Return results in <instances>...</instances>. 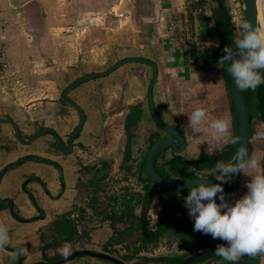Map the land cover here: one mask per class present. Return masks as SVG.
Returning a JSON list of instances; mask_svg holds the SVG:
<instances>
[{"label":"rangeland","instance_id":"374dc122","mask_svg":"<svg viewBox=\"0 0 264 264\" xmlns=\"http://www.w3.org/2000/svg\"><path fill=\"white\" fill-rule=\"evenodd\" d=\"M163 1L164 0H34L37 5L38 17L36 20L29 21L18 0H13V2L5 0L6 5L2 6L0 9V14L2 16V19L0 18V46L4 51L3 64H5L0 68V107L4 108L6 106H3V104H6L8 108H10V104H14L13 106H19L24 109L23 105H31L33 103L31 99L35 97L46 95L49 98L53 96V99H48V102H53L50 104L52 107H45L48 104V102H45L42 110H49L45 113H51L52 118H54L57 116V113L61 112L62 106L70 105L69 103L67 104V102L64 103L59 100L60 94L67 86H65L63 80L65 76H62L65 72L69 71V74H71L68 78L69 81L71 76L74 79L89 72H103L125 57L145 56L150 58L149 56L151 55L154 57L156 53L152 54V50H156L157 46L160 47L163 45V42L167 40L166 36L163 34L165 27L161 26L160 21L164 5ZM173 4L174 3L169 2L166 7L173 6ZM9 16L15 18L11 19ZM165 19L169 20V17L165 16ZM164 25L166 26V23ZM167 43L169 44L168 41ZM155 58L158 59L159 63L161 62V58ZM136 63L141 64V62ZM62 64H64L63 68ZM120 68L118 70H120ZM146 68L145 71L143 69V72L139 74L141 82L137 81L141 83L143 93L135 89V83H130V79L127 77V73L128 71L130 72V70L126 69L127 72H123V76L127 79V83H122V92L114 93V96L118 97L114 98L111 106L104 109L103 113L100 114L101 120H113V124L115 123L116 128L120 131L119 138L122 140V145L123 143L125 144L126 140L123 133L124 130L120 126L122 120H119V117H115L114 114L121 107H127V102H132L134 104L141 103L142 106L147 108V104H149L148 86L153 71L149 65L148 67L146 66ZM136 71L138 70L134 68L132 72ZM116 72L118 71L116 70ZM125 86H127L128 91H131V98L124 92ZM77 90H80V88L78 89L77 87L69 93L76 97ZM222 90V85L206 84L197 100L203 104L201 107L207 109L209 113V118L205 121V132L203 134L207 135L211 144H213L211 140L212 130L208 127L211 119L227 117L232 121V113L229 104L222 103L219 99L223 96L221 95L223 94L222 92H224ZM85 94H87V92H85ZM209 94L211 96L207 97ZM109 97L108 95V98ZM157 100L164 119L166 121L176 122L177 120L170 114L168 115V111L170 110L168 105H166L168 103L163 104L162 101L158 99V95ZM210 100L214 102L215 112L212 110V106H210ZM30 110L33 112L31 116L34 118L40 117L42 114L45 115L44 113H40L39 109L36 110L35 114V110ZM64 112H66V109L63 108L62 113ZM56 118L48 122L46 119L41 118L39 122L56 125ZM253 123H255L257 129L255 138L258 142V146L264 148V123L257 121ZM107 125L110 127L112 124ZM137 130L138 133L131 143L132 151L136 155V157H134L135 160L141 154L144 156L147 152L149 147L148 137L150 135H156V133L162 136L166 135V132L155 124L151 115H147V117L139 122ZM155 130L156 133H154ZM188 132L191 134V130H188ZM232 134L234 135L233 131ZM228 144L229 143L222 142L218 146L212 145L211 147H214L212 150L213 155L217 156ZM97 152H99L98 148L93 149L90 147V150H83L81 152L82 158L87 162V160L92 159L93 155L97 157ZM83 154L85 155L83 156ZM121 154L122 147L119 143L113 155L111 153L110 157H101V159L105 158V161L110 162V166L104 168L100 162L99 169L96 170L94 174L98 182L96 186L87 181L89 177H92L93 170L85 176V204L87 205L89 199L90 204L93 202L94 206L97 203V207L96 209H86V214L83 216V219L79 224L75 223L79 225L82 233L75 236L80 240L74 239L75 242L71 244L73 251L77 250V248L82 249V246L85 247L87 242H83V240L87 235L84 233V229H86L85 231L90 235V232L99 227L98 223L101 222L102 225L103 223L107 225L110 224V221H108L109 219L105 217V213H101L102 204H109V207L116 210V206L118 205L122 208V200L124 198H129L132 194L135 195L136 199L141 197L140 189H142V181L136 180L139 163L133 160L131 165L134 174H128L126 171L118 169V162L120 161ZM163 154L164 158L160 159L162 161L174 155L171 148L166 150ZM111 158L113 162L115 161L116 163L117 171H114L115 163L110 160ZM188 160L189 159L183 156V163L187 164ZM219 163L226 162L219 161ZM106 172L107 174L104 175ZM249 179L250 177L241 173L239 195L237 199L248 191L245 185ZM114 192H116V195L121 196L119 197L121 200H118V202L114 201L113 204L110 203L109 198L111 194H115ZM235 201L233 203H235ZM137 208H139V205L135 207V213H137ZM149 216L151 225L153 226L164 217L157 218L153 217V215ZM51 234L52 232L46 233L44 237L42 236V239L49 240ZM56 234L54 240L59 239L58 230ZM115 237L116 235L113 233L110 246L118 242V250H120L118 251V255H120L119 252H122V254H124V252L132 254L131 252L134 251V248L140 244V242H133V238H136V240L141 239L138 230L133 231L130 237H123L122 239L118 236L117 238ZM215 240L218 241L219 239ZM179 251L180 249L177 246L171 247L164 252L158 253L157 256L175 255L179 254ZM123 257H125V255ZM141 259V256L138 255L137 260L132 261H134V263H141ZM66 264L112 263L86 255L80 258L77 257L75 260Z\"/></svg>","mask_w":264,"mask_h":264},{"label":"crops","instance_id":"0c3cea01","mask_svg":"<svg viewBox=\"0 0 264 264\" xmlns=\"http://www.w3.org/2000/svg\"><path fill=\"white\" fill-rule=\"evenodd\" d=\"M10 1L13 2V0ZM179 1L180 0H164L163 3L164 5H167L169 2L177 3ZM207 3L209 5V10L201 16L204 41L206 43L205 50L200 52L197 49H193L190 52H182L179 49H174L173 47H171L166 40V42H163V45L160 46L161 48L157 46L156 50H152V54L156 53L154 57H152V55L149 56L158 64L159 70L158 80L154 86V100L156 102V107L158 108L157 110L160 116L164 119L159 109L157 100L158 95V99H160L163 104L168 103L166 104L170 109L168 111V115L170 114L177 121L170 122L166 121L165 119L164 120L176 127L179 126L182 134L186 137V148L181 155L190 160L197 158L202 153H207L212 157H215L216 155L211 154L214 148L211 146L214 144H211L210 139L207 138L206 134L194 136L192 133L190 134L188 132V130H190L186 127V124L188 123V117L183 113H191L197 107L203 106V104L200 101L198 102L197 100L204 90V86L206 84L222 85V91L224 92H222L223 94L221 95L225 94L223 66L220 67L217 64L219 58L221 57V52L220 40L212 9L214 3L211 0H208ZM4 5H6L5 0H0V9ZM13 16L9 17L11 19L15 18ZM0 18L2 19L1 14ZM216 42L219 43L218 47L216 46ZM155 57L161 58L162 63H159L158 59H156ZM63 65L64 64H62V68ZM146 66L148 67V64L145 65L143 63L140 64L136 62L126 63L121 66L122 68H120V70H118L119 68L117 69L118 72H116L115 70L114 72L104 77L91 79L78 86V89L80 88V90H77L76 97L68 93L69 96H73L72 98L84 108L86 114V121L75 140V144L79 147L76 148V152L74 154L69 155L68 157H64L60 153H56L53 150L52 142L54 141V139L52 135L44 134L32 143L26 145L20 143L16 139L12 125L8 123H0V173L5 168V166L11 163L18 162L27 154L56 159L60 164L63 165L65 171L64 179L66 187L64 189L62 188L58 179V169L46 162L38 161L35 159H29L28 161L20 165L12 166L5 172L0 181V197L12 198L14 201V208L16 212L20 214L19 216L29 219L28 222H22L14 218L9 210V203H7L6 209L0 211V223L5 224L9 229V235L11 237V243L9 246L23 248L26 251V258L22 261V264H34L39 261L49 263L44 258L43 246L45 245V243H50V241L45 239L43 240L42 236L44 237L46 233H48L51 221H53L58 214L67 212L72 208L75 196L77 194L76 183L78 180V174L76 172L78 166L76 164V160L77 155H82L81 149L87 151L90 150V147H92L93 149L98 148L99 152H97V157L93 155L92 159L87 160V162H91L93 163V165L100 166V162L103 165V163L106 162L104 159L110 157L111 153L112 155L115 153L117 147L119 146V143L123 148L124 143L122 145V140H120L119 138L120 131L116 128L115 123L113 124V120H101L100 114L103 113L104 109H107L111 106L114 98L118 97L114 96V93L120 91L122 92V83H127V79H125V76H123V72H125L126 69L130 70V72L128 71L127 73V77L130 79V83H135V89L140 93H143V87H141V79L139 78V74L143 72V69L144 71L147 69ZM134 68H136L138 71L132 72ZM63 75L65 76L63 79L65 82V86H68L74 79H76H73V77L71 76V79L68 81L69 75H71L69 74V71L62 74V76ZM137 81L140 82L138 83ZM85 92H87V94H85ZM124 92L128 95V97L131 98L132 93L131 91H128L127 86H125ZM62 93L60 94L59 100H61V102H64L62 100ZM108 95L110 96L109 98ZM209 96L211 95H207V97ZM48 99H53V96H50L49 98L46 95L35 97L31 99V101L33 102L31 105H23L24 109L20 108L19 106H13L14 104H10V108H8V105L3 104V106L6 107H0V116H12L17 122L24 138H29L37 131V129L43 126H51L58 132L63 140H66L68 134L79 123L80 112L72 105H64L62 106L61 112L57 113V118H52L51 113H45L49 110H42V108L44 107V103H47ZM52 103L53 102L49 101L47 104L48 106L46 105L45 107H52L50 105ZM64 103H66V101ZM127 103V107H121L114 114L115 117H119L118 119L122 120L120 122V126L124 130L123 133H125L126 131L125 122L127 114L129 112L128 107L129 105L134 104L132 102ZM142 107L143 116L141 121L143 120V118L147 117V115H151L149 104H147V108H145V106ZM63 108L66 109V112L64 113H62ZM30 109L35 110L34 114L36 113V110L39 109L40 113H44L45 115L42 114V116L34 118L31 116L33 112H31ZM41 118L46 119L47 122L49 120L53 121L56 118L57 124L54 125L48 123H40L39 119ZM107 124L112 125L109 127ZM154 133H156V130ZM150 136L148 137L149 144ZM171 151L173 152V154H176L172 149ZM126 152L127 145L123 160L118 162V169H121L124 163ZM131 152V160L133 161L135 160L134 157H136V155L132 151V144ZM84 155L85 154H83V156ZM144 156L143 154H141L135 161L140 165ZM101 157L105 158L101 159ZM160 159L157 163L158 167L164 165L163 161ZM110 160L113 162L112 158ZM132 161H130V163ZM113 163H115V161ZM114 167V171H117L118 169L116 168V163ZM34 176L39 177L40 180L38 181L36 179H32L28 182L27 188L29 191H31L29 195L27 192H24L22 190L23 183L27 178ZM146 176V173H144L142 177L140 176V174H137L136 180L142 181V178L146 179ZM92 179L93 184H98L95 175ZM141 188L142 189H140V192L142 194L144 192L143 182L141 184ZM114 193L115 194H111L114 199L121 197L119 195H116V192ZM32 197L35 198L37 204L41 207L44 218L40 216V211H38L34 206ZM114 199L111 201V203L113 204ZM138 205L139 208H137V213L140 215L143 214V216H145V210L143 209L142 204ZM119 209L120 206H116V210L118 211ZM112 210L113 208L109 207V214H111ZM149 215H153V217L157 218L164 216V209L161 203V199L158 195L153 198L151 206L146 212V218L148 220H150ZM180 215V213H177V216ZM186 215L189 217L188 210L186 211ZM108 221H110V224L108 225L105 223H103L102 225L101 222L98 223L99 227L90 232V235H88V239L85 238L83 240V242L87 243L85 244V247L82 246V248L99 252H106L123 259L128 264H138L132 261L137 260L138 255H140L141 257L149 258L160 257L157 256L158 253L164 252L171 247H178V245L182 241L181 237L168 230L158 239L157 244L148 242L138 255H134L133 252H131L132 254H128L127 252H124V254H122V252H119L120 255H118V251H120L118 250V243L115 242L113 246H110V241L113 237L114 231L112 229L111 220L109 219ZM65 225L66 224L64 223L54 224V226H57V228L61 229L62 232H64L63 228L65 227L66 232L70 233L71 229L69 228V226ZM77 229L78 231L80 230V228ZM85 230L86 229H84V231ZM61 236L63 238V235ZM61 236L58 240H56L59 243L58 249L65 243L71 245L75 242L74 239H62ZM76 240L79 241L80 239L76 238ZM54 242L55 240L52 241V243ZM134 242L136 243V241ZM141 243L142 242H140V244ZM179 252L185 253L186 250L182 249ZM12 253L13 252H10L6 249L4 251H0V264H18L22 260V255H18L16 259L13 260ZM55 255V249L51 248L48 250V256L54 257ZM124 255L125 257L128 255H133L134 257L133 259L128 261L125 259V257H123ZM146 264L157 263L151 261L147 262ZM258 264H264V256H261Z\"/></svg>","mask_w":264,"mask_h":264},{"label":"clouds","instance_id":"9594fccd","mask_svg":"<svg viewBox=\"0 0 264 264\" xmlns=\"http://www.w3.org/2000/svg\"><path fill=\"white\" fill-rule=\"evenodd\" d=\"M233 23L237 37L233 45L224 47V55L217 64L220 67L228 65L227 72L241 91H255L264 84V23L254 24L239 14ZM216 46H219L218 42ZM183 114L187 115L186 127L194 136L205 132V121L209 118L207 109L197 107L191 113ZM208 127L212 130L214 145L222 142L235 145L236 153L233 162L216 163L213 176L219 183L210 184L205 179H199V182L186 185L190 191L184 198V206L194 220L193 230L224 241V244L216 246L215 255L232 264L244 256H264V156L256 153L249 155L247 145L241 143L238 135L232 134L230 118L211 119ZM241 173L250 177L245 185L248 191L235 203H229L223 184ZM10 243L9 229L0 223V251H4ZM58 252L67 259L73 249L65 243ZM18 255H26V251L13 250L12 259L15 260Z\"/></svg>","mask_w":264,"mask_h":264},{"label":"trees","instance_id":"16d2710c","mask_svg":"<svg viewBox=\"0 0 264 264\" xmlns=\"http://www.w3.org/2000/svg\"><path fill=\"white\" fill-rule=\"evenodd\" d=\"M214 5L212 6L214 20L217 27V32L220 40V52L221 56L224 55L223 49L225 46L233 45V41L237 37L235 33V27L232 22V18L229 12V8L225 0H211ZM228 65H223L224 71V81H225V95L221 96L219 99L222 103H228L230 111L232 113V131L234 132L235 125L239 126V121L235 122L233 119V113L235 111V103L233 100V95L230 86V74L227 72ZM243 100L245 103V107L247 110V114L251 117V121L248 123L247 133H248V152L249 155L252 153H256L258 155L264 156V148H260L258 146V142L255 138L256 135V126L255 121L264 123V84H261L255 91L247 90L242 91ZM65 102V100L62 98ZM210 106H212V110L215 112L214 102L209 101ZM129 112L126 117L125 122V130L127 134V152L125 155L124 163L121 167V170L126 171L128 174H134L132 171V165L130 161H132L131 157V143L133 138L137 135L138 124L142 119L143 116V107L141 103H136L129 105L128 107ZM179 128V126H177ZM180 129V128H179ZM181 130V129H180ZM160 138V135L156 133V135L152 134L150 136V146ZM232 144H228L225 148L230 147ZM168 148L163 149L155 158L154 164L156 165V170L158 173L167 179L176 180H188L197 177H208L215 179L213 174L216 171V163H212L211 160L214 158L207 153L200 154L195 159H189L187 164L183 163V156L181 154H174L171 158L166 159L163 161L164 165L161 167L157 166L160 158H164V152ZM148 153V151H147ZM147 153L145 154L142 163L139 165L137 174L142 175L144 173L147 174L146 179L142 178L143 182V193L141 197L135 198V195L132 194L129 198H124L122 200V208L117 210H112L111 214H109L108 207L109 204H102L101 213H105V217L111 220L112 229L114 234L116 235L115 238L120 237H130V234L138 230L140 233V240L134 241L142 242L136 248H134L133 254L138 255L145 245L148 242H152L153 244H157L158 239L168 230L173 232L175 235H178L182 238V241L178 245L180 250L185 249V253H179L171 256H160V257H141L142 262L138 264H146L147 262H156L157 264H180L182 263L190 254L194 253L198 250H205L208 248L216 247L217 245L223 243L222 240H215L210 235H204L200 232L194 231V220L186 215L187 208L184 206V198L188 195L190 188L176 190L174 192H169L163 186L154 184V181L151 179L149 174L146 170V158ZM235 155H231L222 159L221 162L230 163L233 162ZM110 163L108 161L103 163L104 168H108ZM104 173V175H106ZM147 180V181H146ZM233 183V177L228 183H224V185L230 189ZM94 186L96 184L94 183ZM158 195L161 199V203L164 209V217L163 219L155 224L154 226L151 225L150 220L146 217V212L151 206L153 198ZM173 197L176 199L172 201ZM113 196L109 198L110 203L113 200ZM120 198L114 199V201H118ZM96 201V200H95ZM97 202V201H96ZM217 203H219V199L217 198ZM90 204L91 209H96L97 203L93 206ZM138 204H142L143 209L145 210V216L143 214H136L135 207ZM120 212V213H119ZM177 213H180V216H177ZM145 217V218H144ZM129 224V225H128ZM128 225V226H126ZM136 225V226H135ZM66 226V225H65ZM64 232L58 228V236L60 237L63 235L64 239H72L73 233L76 229H72L71 233L66 232V228L64 227ZM73 233V234H72ZM87 235L86 239H88V233L84 231ZM133 235V234H132ZM131 235V236H132ZM62 238V236H61ZM62 238V239H63ZM133 241V242H134ZM118 243V242H117ZM58 241L55 240L54 243H45L43 246V253L44 258L49 263H54L64 257L59 255L58 252ZM55 249L56 255L54 257L48 256L49 249ZM133 255H128L125 257L126 260L133 259ZM261 256L257 257H248L244 256L239 261L235 262V264H258L260 261ZM192 264H232V262L223 260L221 257L217 255H213L210 257L199 259Z\"/></svg>","mask_w":264,"mask_h":264},{"label":"water","instance_id":"95a60500","mask_svg":"<svg viewBox=\"0 0 264 264\" xmlns=\"http://www.w3.org/2000/svg\"><path fill=\"white\" fill-rule=\"evenodd\" d=\"M242 1L244 4V17L246 19L252 21L254 24L260 23L257 0H242ZM260 4H261L262 23H264V0H260ZM129 62L145 63V64H148L152 68L153 74H152V78H151V80L149 82V86H148L149 109H150V113H151V116H152L155 124L159 128H161L162 130H164L166 132L165 136L157 139L150 146L148 153H147L146 168H147V172H148L149 176L151 177V179L154 181V183H156L157 185L163 186L164 188H166L171 193L176 191V190L185 189V188H187L186 187L187 184L199 182V181H197L199 179H205L210 184L219 183V181H217L216 179H212V178H208V177H197V178H192V179H188V180H182V179L171 180V179H167V178L162 177L158 173V171L156 170L155 164H154L156 156L165 148H171V149H173V151L176 154H182L186 148V137L182 134V132L179 128H177L176 126H174L172 124L167 123L160 116V114L157 110L155 100H154V86H155V84L158 80V76H159L158 64L154 60L147 58V57H142V56L125 57V58L119 60L118 62H116L115 64H113L107 70H105L103 72H99V73L98 72L87 73L83 76L76 78L68 86L65 87V89L63 90V93H62V98L67 103H69L70 105L77 108V110L80 112V121L70 135L69 148L66 147V145L62 142L60 136L57 135L56 130L52 127L43 126L30 139H25L21 135L18 124H16V122L10 116H4V117L0 116V123L1 124L2 123L11 124L13 126L14 135H15L16 139L22 144H26V145L30 144L33 141H35L36 139H38L40 136H42L46 133H52L54 135L55 139L57 140L58 144L60 145V147L63 150H65L66 152H71L72 151V145H73V139L75 138L76 134L78 132H80V130L82 129V127L86 121V114H85L84 108L82 106H80L74 99H72L68 93L70 91H72L73 89L77 88L78 86H80L81 84H83V83H85L91 79H94V78L104 77V76L114 72L115 70L120 68L122 65L129 63ZM230 86H231V91H232V95H233V100L235 103V111L233 113V119L235 122L237 121V119L239 121V126L237 127V124L235 125L234 135H238L240 137L241 143L246 144L247 148H248L249 139H248L247 128H248V123L251 121V117H249L247 114V110H246L245 103L243 100L242 91L238 87H236L231 75H230ZM124 136L126 138V141H125V144L122 148V154L120 157V161H122L124 158V152H125L126 145H127L126 131L124 133ZM234 153H236V146L232 145L230 148L220 152L216 157H214L211 160V162L212 163H218L223 158L231 156ZM28 158H32V156H28L20 162L11 163V164L5 166V168L0 173V181H1L2 177L4 176L5 172L9 168H11L12 166H17V165L22 164L24 162V160H26ZM240 178H241V174L233 176V183H232L230 191L223 184L225 198L229 203H233L239 195ZM25 186H26V184H23L22 188L24 189ZM172 201H175L174 197H173ZM7 203L10 204L9 210L11 212V215L14 218H16L17 220L22 221V222H28L29 221V219L22 218L19 216V214H17V212L14 208V201L12 198L0 197V211L7 208L6 207ZM224 243L225 242H223L221 244H224ZM215 248L216 247L208 248L205 250L195 251L194 253L190 254L180 264H192L193 262H195L199 259L213 256V255H215ZM16 249H23V248L11 247V246H8L6 248V250H8L10 252H13V250H16ZM86 255L92 256L93 258H96V259L110 261L113 264H128L126 261H124L123 259H121L117 256L111 255V254L106 253V252L93 251L90 249L75 250V251H73L72 255L69 258H67V259L62 258V259H60L54 263H46L43 261H39V262H36L34 264H66V263H69V262L75 260L79 256H86ZM25 258H26V255H22V260L18 264H22V261Z\"/></svg>","mask_w":264,"mask_h":264},{"label":"flooded vegetation","instance_id":"af4514ba","mask_svg":"<svg viewBox=\"0 0 264 264\" xmlns=\"http://www.w3.org/2000/svg\"><path fill=\"white\" fill-rule=\"evenodd\" d=\"M21 4V6L23 7V11L25 12L27 18L30 20H36L38 15H37V5H36V2H34V0H18ZM5 116H10V115H5ZM4 117V116H3ZM13 120L14 118L12 116H10ZM15 121V120H14ZM80 121V120H79ZM16 122V121H15ZM17 124V122H16ZM11 125V124H10ZM77 126V125H76ZM75 126V127H76ZM13 127V126H12ZM51 127V126H50ZM74 127V128H75ZM42 128V127H41ZM53 128V127H52ZM40 129V128H39ZM37 129V131L39 130ZM20 130V129H19ZM74 130V129H73ZM72 130V131H73ZM36 131V132H37ZM72 131L68 134L67 136V139L66 140H63V138L58 134L57 132V135L60 136L62 142L66 145L67 148H69V143H70V135L72 133ZM21 132V131H20ZM35 132V133H36ZM34 133V134H35ZM79 133V132H78ZM78 133L76 134L75 138L73 139V145H72V151L71 152H66L65 150H63L60 145L58 144L57 140L55 139L54 135L52 133H46V134H50L52 135L54 141L52 142V147H53V150L56 152V153H60L62 156L64 157H68L69 155H72L76 152V148L79 147L78 145L75 144V140L76 138L78 137ZM33 134V135H34ZM22 135V133H21ZM32 135V136H33ZM23 136V135H22ZM32 136H30L29 138H25V139H30ZM24 137V136H23ZM163 137L162 135H160V138ZM127 144H128V141H127ZM76 145V147H75ZM232 146V145H231ZM230 146V147H231ZM228 147V148H230ZM228 148H225L223 150H226ZM169 149V148H168ZM167 149V150H168ZM173 150V149H172ZM222 150V151H223ZM81 151H83V149H81ZM221 151V152H222ZM235 155V153H234ZM28 156H32V158H28L26 160H24V162L28 161L29 159H35V160H38V161H43V162H46L52 166H54L56 169H58L59 171V182L62 186V188L64 189L66 187V184H65V179H64V168H63V165L59 163L58 160L56 159H50V158H44V157H41L39 155H32V154H27L25 155L21 160H19L18 162L22 161L23 159H25L26 157ZM216 157V156H215ZM234 160V159H233ZM222 161V160H221ZM23 162V163H24ZM76 164L78 166L77 168V174H78V180H77V183H76V190H77V194L75 196V200H74V203L72 205V208L67 211V212H64V213H60L58 214L55 219L53 221H51L50 223V228L48 229V232H52L51 234V238L49 239L50 243H52V241H54V237L57 235L56 234V231L58 230L57 226L55 227L54 224H61V223H64L66 224L67 226H69V228L72 230V229H76L73 233H75L72 237V239H79L78 237H75V236H78L81 232V230L78 231L77 228H79V225H76V224H79V222L83 219V216L86 214V209L89 210L91 209L90 208V201L88 199V202H87V205L85 204V176L88 175L89 173L92 172L93 170V175L92 177H89L87 179L88 182H91L93 184V179L94 178V174L96 172V170L99 169V166L98 165H93V163L91 162H85V160L82 158V155H77V160H76ZM32 179H36V180H40L39 177H30V178H27L23 184H26L25 188L22 190L24 192H27L29 195L31 193V191L28 190L27 188V184L29 181H31ZM92 179V180H91ZM228 189V188H227ZM231 189V187H230ZM230 189H228L230 191ZM48 192V191H47ZM59 196V195H58ZM60 197V196H59ZM32 202L34 204V206L36 207V209L38 211H40L41 215L43 217V211L41 209V207L37 204L35 198L32 197ZM18 214V213H17ZM20 215V214H19ZM24 218V217H22ZM44 218V217H43ZM28 219V218H26ZM76 223V224H75ZM78 226V227H77ZM71 233V231H70ZM72 233V234H73ZM82 237V236H81ZM66 241V240H64ZM63 242V240H62ZM82 249H86V248H82ZM79 250V249H77ZM75 251V250H74ZM95 251V250H93ZM82 256H79L78 258H80ZM92 257V256H91ZM93 258V257H92ZM113 264V263H112Z\"/></svg>","mask_w":264,"mask_h":264},{"label":"built area","instance_id":"2783aa9c","mask_svg":"<svg viewBox=\"0 0 264 264\" xmlns=\"http://www.w3.org/2000/svg\"><path fill=\"white\" fill-rule=\"evenodd\" d=\"M229 8L232 22L237 14L244 17V4L242 0H225ZM208 0H180L173 6L164 7L161 12V26L165 27L163 34L169 45L180 51L197 49L202 52L206 48L204 41L202 14L209 10ZM169 17V20L165 19ZM245 18V17H244ZM166 23V26L164 25ZM234 24V23H233ZM235 27V25H234ZM235 33L236 28H235ZM4 51L0 46V68L4 66Z\"/></svg>","mask_w":264,"mask_h":264},{"label":"bare ground","instance_id":"6f19581e","mask_svg":"<svg viewBox=\"0 0 264 264\" xmlns=\"http://www.w3.org/2000/svg\"><path fill=\"white\" fill-rule=\"evenodd\" d=\"M258 10H259V21L262 23V15H261V4L260 0H257Z\"/></svg>","mask_w":264,"mask_h":264}]
</instances>
